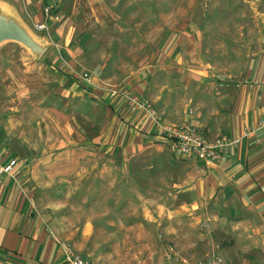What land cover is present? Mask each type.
<instances>
[{"label": "rangeland", "instance_id": "374dc122", "mask_svg": "<svg viewBox=\"0 0 264 264\" xmlns=\"http://www.w3.org/2000/svg\"><path fill=\"white\" fill-rule=\"evenodd\" d=\"M0 20L15 25L31 44L0 41V120L14 136L35 132L42 144L37 156L44 141L63 133V125L76 139L104 131L109 110L98 94L106 88L132 90L143 83L153 108L162 106L161 99L153 102L161 95L174 110H187L189 92L178 76L183 68V75L206 71L222 91L225 82L264 86V71L247 76L264 52V0H0ZM162 38L166 46L159 48ZM170 45L175 59H167L173 64L166 69L162 58ZM82 71L93 79V97L64 77ZM90 145L87 170L70 176L71 184L36 180L45 188L34 192V210L48 219L59 243L91 264H164L165 246L191 260L222 258L221 250L236 239L235 209L216 201L195 215L165 219L158 207L173 210L171 185L194 161L162 168L151 160L153 169L163 171L150 177L145 155L133 157L131 172L120 160L109 162L108 154L92 168ZM160 149L167 154V146ZM84 230L88 239L81 238ZM175 242L189 246V253L180 254Z\"/></svg>", "mask_w": 264, "mask_h": 264}, {"label": "crops", "instance_id": "0c3cea01", "mask_svg": "<svg viewBox=\"0 0 264 264\" xmlns=\"http://www.w3.org/2000/svg\"><path fill=\"white\" fill-rule=\"evenodd\" d=\"M159 44V48L166 46L164 38ZM167 50V58H162L166 69L172 68L170 64H173L167 59H175L173 46L170 45ZM263 53L257 60L258 65L247 76H261L264 71ZM260 64L262 66L258 69ZM80 73H64V77L67 76L68 82L80 87L77 88L78 92L89 91L93 97L94 93L90 94L95 90L92 77L91 85H85L77 78ZM183 74L184 68L178 76L186 83L189 108L174 110L163 96L156 95L153 102L161 99L162 106L159 109L154 107V110L164 123L189 124L207 138L240 136V142L224 150L216 163H200L191 156H180L170 151L167 143L155 134L140 112L130 111L125 101L108 97L106 91L98 94L108 104L106 108L109 110V113L106 112L108 126L104 131L100 130L91 137L83 133L76 139L66 134L69 127L63 125L60 136H52L43 142L40 156H37V151L42 144L35 132L32 136L20 132L14 136L12 128L0 120V163L16 161L11 176L0 179V264H65L58 248L59 238L50 228L48 219L34 210L36 199L33 194L38 187L45 188L36 182L40 176H44V183L58 179L64 184H71L69 179L72 175L80 177L89 165L86 154H89L90 143L95 145L92 146L95 147L91 156L92 168L100 164V157L102 159L108 154L109 162L120 160L122 166L131 172L132 168L127 166L130 161L133 162V157L145 155L152 177L163 169H153L151 160L158 159L162 168L165 164L176 163L177 166L178 160L194 161L195 165L188 174L177 176L176 182L171 185L173 210L166 209L165 204L158 206L165 210L163 217L167 219L181 213L192 216L199 212L197 208L206 211L218 201L221 208L235 209L237 212L235 220L232 219L236 239L228 244L226 250H221L223 264H264V86L257 89L249 83L235 88L225 82L223 86L226 89L222 91L216 88L204 70ZM143 87V83L132 86L130 91L145 99ZM163 89L164 86L160 91ZM61 115L66 117L63 113ZM245 131H250V134L242 137ZM161 145L167 146L170 157L161 151ZM150 148L154 150L147 152ZM180 194L188 199L181 201L177 197ZM169 234L167 237H175ZM81 235L84 239L89 237L86 230ZM174 246L180 254L189 253V246H182L180 242H175ZM71 248L79 255L74 247ZM82 259L91 264L87 259Z\"/></svg>", "mask_w": 264, "mask_h": 264}, {"label": "built area", "instance_id": "2783aa9c", "mask_svg": "<svg viewBox=\"0 0 264 264\" xmlns=\"http://www.w3.org/2000/svg\"><path fill=\"white\" fill-rule=\"evenodd\" d=\"M44 12L47 15L49 10L45 8ZM43 27V24L38 25L40 29ZM77 78L83 84L91 85V76L88 72L84 71L78 74ZM105 91L108 97H117L125 101L130 111L140 112L151 124L155 134L167 143L170 151L180 156H191L195 161L205 164L216 163L224 150L229 147H234L240 142V136L226 137L219 135L207 138L189 124H166L146 99H143L130 90H117L110 87L106 88ZM262 126L260 125V127ZM249 134L250 131H245L242 137ZM15 166V160H8L3 164L0 163V179L4 176H11ZM58 248L65 264H89L80 258L79 255L75 254L67 244L58 242ZM161 257L167 264H223L222 259L215 255L201 261L190 260L180 256L169 246L163 248Z\"/></svg>", "mask_w": 264, "mask_h": 264}, {"label": "water", "instance_id": "95a60500", "mask_svg": "<svg viewBox=\"0 0 264 264\" xmlns=\"http://www.w3.org/2000/svg\"><path fill=\"white\" fill-rule=\"evenodd\" d=\"M11 40L28 45L30 41L24 37L19 29L10 22L0 20V41ZM31 44H29L30 46Z\"/></svg>", "mask_w": 264, "mask_h": 264}]
</instances>
